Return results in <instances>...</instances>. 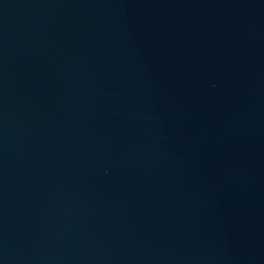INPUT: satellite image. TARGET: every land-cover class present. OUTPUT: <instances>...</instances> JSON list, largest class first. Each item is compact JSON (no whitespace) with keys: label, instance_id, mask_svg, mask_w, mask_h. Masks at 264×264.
<instances>
[{"label":"water","instance_id":"water-1","mask_svg":"<svg viewBox=\"0 0 264 264\" xmlns=\"http://www.w3.org/2000/svg\"><path fill=\"white\" fill-rule=\"evenodd\" d=\"M0 264H264V0H0Z\"/></svg>","mask_w":264,"mask_h":264}]
</instances>
